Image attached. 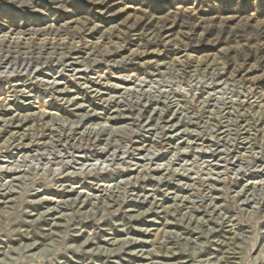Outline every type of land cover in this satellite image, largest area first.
<instances>
[{
  "label": "rangeland",
  "instance_id": "rangeland-1",
  "mask_svg": "<svg viewBox=\"0 0 264 264\" xmlns=\"http://www.w3.org/2000/svg\"><path fill=\"white\" fill-rule=\"evenodd\" d=\"M0 42V264H264V0H0Z\"/></svg>",
  "mask_w": 264,
  "mask_h": 264
},
{
  "label": "bare ground",
  "instance_id": "bare-ground-1",
  "mask_svg": "<svg viewBox=\"0 0 264 264\" xmlns=\"http://www.w3.org/2000/svg\"><path fill=\"white\" fill-rule=\"evenodd\" d=\"M0 46H2V43L0 42ZM19 45L18 44H15V45H10V47L11 48H13V49H17V48H19L18 47ZM41 49V52H39V53H42L45 49H46V46L45 45H42V47L40 48ZM58 49L59 50H64L65 52H64V54H65V56H64V60L65 59H67L68 60V57L70 56V55H72L73 54V52L75 51V48L73 47V48H71V47H66V46H64V45H58ZM13 51H15V50H13ZM61 53V52H60ZM109 57H111V54H108V53H106L105 55H104V58H109ZM28 58V57H27ZM24 59V58H23ZM7 61V60H6ZM6 61H5V59L4 58H1L0 59V68H1V66L3 65V64H5L6 63ZM23 61V60H22ZM25 61V60H24ZM30 62V61H29ZM28 62V63H29ZM25 63V62H24ZM24 63H21V64H24ZM27 63V62H26ZM32 64V63H31ZM69 64V63H68ZM28 65V64H27ZM29 67V66H28ZM21 68V67H20ZM24 68H27V67H24ZM210 68H212V67H210ZM2 111V109L0 108V112ZM43 116V115H42ZM87 116V115H86ZM89 117V116H88ZM37 118H41L40 116L39 117H37ZM116 119V118H115ZM20 122V121H19ZM11 125H9L10 127L11 126H13L14 125V123H10ZM92 135V136H91ZM88 136H89V139H91V140H93V141H96V142H98L99 140H100V138H101V133L100 132H90L89 134H88ZM90 136H91V138H90ZM127 142H129V143H132V140H127ZM11 146V144L9 143V145H7L6 147L8 148V147H10ZM26 147H29V146H26ZM211 157H213V156H211ZM10 173H13V174H17L18 172H17V170H14V171H12V172H10ZM206 184H207V182H205ZM202 185V184H201ZM44 199V198H43ZM63 204V203H62ZM71 204H74V203H71ZM62 207V206H61ZM128 245H130L131 246V243H127Z\"/></svg>",
  "mask_w": 264,
  "mask_h": 264
}]
</instances>
